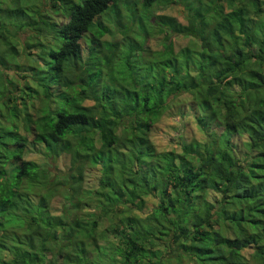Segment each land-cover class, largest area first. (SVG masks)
<instances>
[{
  "label": "trees",
  "instance_id": "16d2710c",
  "mask_svg": "<svg viewBox=\"0 0 264 264\" xmlns=\"http://www.w3.org/2000/svg\"><path fill=\"white\" fill-rule=\"evenodd\" d=\"M0 264H264V0H0Z\"/></svg>",
  "mask_w": 264,
  "mask_h": 264
},
{
  "label": "rangeland",
  "instance_id": "374dc122",
  "mask_svg": "<svg viewBox=\"0 0 264 264\" xmlns=\"http://www.w3.org/2000/svg\"><path fill=\"white\" fill-rule=\"evenodd\" d=\"M183 1H186V0H183ZM154 10H155L154 14L171 15V16L176 17L180 22L186 23V19L183 15L182 10L177 6H169L168 7L166 5L159 4V5L155 6ZM150 21H152V18L150 19ZM42 34L45 36H43L41 39L45 40L47 38V35H49V32L43 31ZM172 38L176 44V48H178V46L184 45L185 43L188 42L187 38H184L181 36H175ZM157 39L154 37L149 39V46L151 47L152 50H156V49L161 48L159 43L157 42ZM225 44L228 45V42ZM81 45H83L82 46L83 47V53H85L87 45H85L83 40H81ZM254 49H255V51H257L258 46H256ZM38 51H39V48H33L31 50V53H32V55L38 54L37 53ZM23 61H24V59H23ZM31 66H32L31 64L28 65L29 68ZM36 66H37V67H35L36 71L40 74L45 70V64L44 65H36ZM32 70H33V68H32ZM7 73H9V71H7ZM26 75H27L26 80L29 83V87L35 89V85H34V83H32V80H31V77L33 78L32 71L31 70L28 71ZM232 89H233V91H236V92L238 91L237 86H234ZM23 92H24V94L19 92L18 97L20 98L21 94H22L23 101L28 102L29 95H31L30 89H24ZM189 100H190V96L188 94L187 95L185 94L183 96H177L175 99H173L174 104H173L172 112H168L167 114H165L158 121L156 126L152 129V131L150 133V140L154 144L157 151L161 152L164 150H171V149L178 151L180 143H182L184 141L197 140L200 142H204L206 140L205 134L203 132H201V130L198 128V126L195 122L194 115L192 113H190ZM89 102H91V101L87 100L86 104H89ZM180 106H181V108L186 109L185 110L186 114L184 116H181L180 114H178V108ZM238 144H240L239 146L241 148L242 147L241 139L239 140ZM29 158H32L31 160L36 161L37 163L42 162V160L39 159V157L35 156L34 154H30ZM61 164H62L61 161H58L57 167L59 168ZM94 176L95 175L92 172L91 173L88 172V174L86 175V178H85V187H91V188L94 187V185L96 184V179ZM209 195H210V199L213 198L212 194H209ZM58 199H60V198L58 197ZM92 199L95 200L94 197ZM147 202L151 204V203L155 202V200L152 197H147ZM54 204H57V201H55ZM121 208H123V206H121ZM134 211H136V210H134ZM136 213H137V211H136Z\"/></svg>",
  "mask_w": 264,
  "mask_h": 264
}]
</instances>
